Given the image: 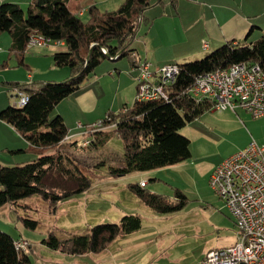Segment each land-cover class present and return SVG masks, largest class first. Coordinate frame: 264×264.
<instances>
[{
	"label": "trees",
	"instance_id": "1",
	"mask_svg": "<svg viewBox=\"0 0 264 264\" xmlns=\"http://www.w3.org/2000/svg\"><path fill=\"white\" fill-rule=\"evenodd\" d=\"M150 3L151 0H121L116 8L102 10L91 3L86 7L85 19L80 14L83 9L72 7L69 0H30L25 10L15 2L0 3V32L10 34L9 53L17 57V64L23 63L30 36L39 34L63 41L64 49L54 52L52 60L55 66L69 68L68 76L61 81L7 82L25 92L28 100L21 106H5L0 110V118L27 140L25 150L35 156L20 164L0 163V206L36 194L48 203L49 210L55 211L60 199L89 188V177L78 167L73 155L60 149L63 143L77 147L80 137L66 141L67 127L60 115L50 117V111L62 98L84 85L103 59L132 54V42L141 21H149L144 18L143 10ZM237 62L258 64L264 73V31L251 43L227 40L200 59L177 62L175 79L163 84L167 98H135L117 110H108L101 118V126L92 127L91 140L84 145L97 148L111 133L116 134L122 141L125 158V167L114 170L118 173L181 162L191 153L190 140L179 128L209 110L214 103L206 97L195 98L188 89L198 75ZM7 65L8 59L0 63L2 68ZM65 161L73 164V168L62 167ZM128 187L152 209L164 211L173 207L162 194L139 183H129ZM29 222L36 223L35 220ZM140 227V214L132 212L117 222L93 224L84 235L62 241L53 238L50 245L74 254L98 253L119 236ZM17 239L0 230V264H30L24 248L15 246Z\"/></svg>",
	"mask_w": 264,
	"mask_h": 264
},
{
	"label": "rangeland",
	"instance_id": "2",
	"mask_svg": "<svg viewBox=\"0 0 264 264\" xmlns=\"http://www.w3.org/2000/svg\"><path fill=\"white\" fill-rule=\"evenodd\" d=\"M99 1L97 6L101 10L114 9L121 2V0ZM83 2L82 0L81 3ZM18 3L25 10L30 4V0H22ZM161 9V5H158V10ZM168 9H173L171 4H169ZM81 17L83 19L87 17L86 11ZM150 24V21H141L132 47H136L135 45L142 42L146 36L144 32H147ZM0 33V61H2L7 57V53L5 56L2 50L5 49L8 52L10 35L5 31ZM185 33L187 31H183V34ZM169 39L173 41L171 36ZM169 39L168 42L171 41ZM186 39L188 38L186 37ZM163 40L166 41L164 38ZM188 40L191 42L188 45L189 51H193L190 55L188 54L187 58L180 57L181 52L184 51L181 45L167 47L154 45L157 47L156 55L163 56L165 60L171 57L170 60L172 61L181 60L184 62L200 59L211 51V49L202 48L197 50V47L194 50L193 42L190 38ZM149 47H152L150 42ZM63 49V43L28 47L24 51V55L28 54L29 56L31 66L28 70L33 71L34 78L57 79L56 77L62 75L61 78H64L67 72L69 74V68L55 66L52 54L50 55L51 51L56 52ZM44 54L51 58L50 62L46 58H37L45 57ZM11 56L9 59L12 61L14 55L11 54ZM161 63L158 62L157 67L161 66ZM27 72L23 66L0 70V74L11 73L21 76ZM105 91L100 92L103 95ZM15 93L9 87H1L0 103L8 101V104H13ZM12 94L14 96H11ZM104 98L106 100L108 96H104ZM15 105L21 106L17 103ZM106 105L108 104H102V111L107 109L108 106ZM119 105L120 103L115 104V107L117 108ZM236 112H240L242 119L246 120L243 118L245 111L238 109ZM95 113L97 112H93V114ZM231 113L228 110H216L211 107L197 118L186 122L179 128V132L189 138L191 155L176 165H167L145 171L114 172V168H118L120 163H125L121 139L116 134L111 133L104 144L90 149L89 146L83 144L85 138L90 137L91 140L92 132L86 129L77 136L80 137L77 138V147H70L67 143H63L60 149L73 155L78 167L89 177V188L60 199L55 211L49 210L48 203L36 194L20 198L15 203H4L0 206V230L9 233L14 239L21 238L25 242L23 247L19 248H24V252L30 259V264L98 263L97 257L108 255V251L98 253L86 251L74 254L59 248L55 249L50 245V242L53 241V238L62 241L87 234L89 228L96 223L117 222L131 209L140 214L143 230L145 234H149L146 237L149 244L154 239L153 233L156 229L158 235L155 238L161 239L163 242L161 249L163 254H161L160 260L162 264L194 263L199 256H203L206 250L210 248L233 244L236 241V226L233 218L224 206L223 200L216 196L208 183L211 168L236 148L245 145L241 144L240 138L245 126L242 125L243 123L239 121L237 116L236 120ZM56 114V111L52 109L49 116L52 117ZM67 139L70 140L71 137ZM5 157V155H0L1 164H20L32 159L15 163L9 162V156H7L8 158ZM61 166L73 168V164H68L67 161ZM153 176H157L158 179H153ZM56 177L60 178L59 174ZM140 177L148 182L147 188L152 185V189L162 193V196L173 207L164 211L146 207L128 187L129 183H137ZM70 185L71 182H69ZM177 191L179 194L176 193ZM137 209L141 210L136 211ZM30 220H35L36 223L32 225ZM116 242L117 239L109 248L117 249ZM149 244L145 243L141 250L144 251ZM134 255L136 254L130 258ZM163 255L166 258H163ZM127 264H133V262L129 260Z\"/></svg>",
	"mask_w": 264,
	"mask_h": 264
},
{
	"label": "crops",
	"instance_id": "3",
	"mask_svg": "<svg viewBox=\"0 0 264 264\" xmlns=\"http://www.w3.org/2000/svg\"><path fill=\"white\" fill-rule=\"evenodd\" d=\"M20 1L22 0H10L7 2L18 3ZM81 1L69 0V4L72 7L76 6L80 10L83 9L80 13L81 15L84 14L87 5L91 3L97 5L100 2L99 0H83L84 2L81 3ZM0 2H5V0H0ZM169 4L172 5V10L168 9ZM158 5H161L162 7L160 11L158 10ZM145 9L143 10V16L146 20H149L151 24L148 27L147 32H144L146 33V36L142 42L135 45L136 47L133 46L134 51L132 54L130 56L103 59L94 68L93 76L90 77L84 85L73 91V93L71 92V94L62 98L53 107L56 113L61 116L63 123L67 127V138L79 136L85 128L101 119L108 110H117L124 104H130L135 99L136 82L133 78L135 73L133 66L135 62L147 60L151 63V67H157L159 65L158 62H162L160 65L182 62L181 60L172 61L170 60L171 57L165 60L163 59V56L156 55L157 47H154V45L160 47L181 45L183 46L182 48L184 51L181 52L180 57L187 58L193 51H189L190 48L188 45L191 44L188 40L189 38L193 42L192 46L194 50L196 47L197 50L200 48L213 50L227 40H231L233 43L239 41L251 43L259 38L264 31V0H151L150 5ZM183 31H187V33L183 34ZM170 36L173 38V41L172 39H169ZM186 37L188 39H186ZM163 38L166 41L168 39L171 41L166 42ZM149 42L152 45L151 48L149 47ZM2 51L5 56L7 53V57L3 60L8 59V65L3 68L0 67V70L23 66L28 72L25 75L22 74L23 76L11 73L0 74V88L9 87L16 92V88L9 86L7 82L44 80L34 78L33 71L28 70L31 66L28 54H26V56L23 54V63L15 64L17 62V57L14 56L11 61V59H9L12 57L9 53L10 50L8 49L7 52V50L3 49ZM54 52L55 51H51L50 55ZM44 55L45 57L41 56L37 58H46L47 61L50 62L51 58L47 56V54ZM2 61H0V63ZM62 76L56 77L57 79L48 80H63L68 76V72L64 78H61ZM102 90H106L103 95L100 92ZM11 96H14V94ZM104 96H108V98L105 100ZM16 100L17 96L15 93L13 105L16 104ZM8 103V101L1 102L0 110L7 106L5 104ZM119 103L120 105L116 108L115 104ZM102 104H108L106 105L108 107H106L107 109L105 111H102ZM238 109L247 113L243 114V118L246 119L245 121L242 119L240 112H236ZM224 110L231 111V115L235 119L237 116L239 121L243 123L242 125L245 126L244 132L241 133L240 137L241 144L245 145L236 148L234 151L245 147L252 138L257 143L264 144V114L253 117L241 106ZM93 112L97 113L93 114ZM27 145V140L11 125L0 118V155H5V158H8L7 156H9V162L12 161L15 163L33 158L34 153L25 150ZM178 163L172 164V166ZM123 167H125V163H120L118 168H114V170H119ZM153 179H158V177L153 176ZM141 180L145 181V179L140 177L137 183ZM147 185L148 182L145 181V184L142 187L147 188ZM147 189L158 193L152 189V185ZM138 210L141 209H137L136 211ZM133 211L134 209H131L130 212ZM154 231V239L153 241H150L151 243L149 244L146 239L149 234H145L141 219V227L138 230L123 234L116 238L117 249L109 248L112 247V242L110 244L111 246L109 245L104 249V251H108V255L97 257L99 261L94 264H127L129 260L130 262H133V264H145L146 262H148L147 264H162L160 263V260L161 254H163L161 253L163 242H161V239L155 238L158 233L156 232V229H154ZM145 243L149 245L143 251L141 250V247H143ZM133 254L136 255L130 258ZM201 257L202 255L199 256L194 263L189 262L188 264H198V260H200ZM163 258H166L165 255H163Z\"/></svg>",
	"mask_w": 264,
	"mask_h": 264
},
{
	"label": "built area",
	"instance_id": "4",
	"mask_svg": "<svg viewBox=\"0 0 264 264\" xmlns=\"http://www.w3.org/2000/svg\"><path fill=\"white\" fill-rule=\"evenodd\" d=\"M30 41H39L41 46L63 43L30 36L27 47ZM133 68L137 100L167 98L163 84L175 79L176 63L151 67L150 62L142 60L135 62ZM188 91L197 99H212L216 110L241 106L253 117L264 114V73L258 64L237 62L202 73ZM16 96V103L23 105L28 100V95L17 88ZM93 126H101V119L88 127L89 130ZM85 139L83 144L89 142V138ZM208 183L234 219L236 241L208 249L198 264H264V144L252 138L245 147L224 157L212 168ZM139 184L143 186L145 181ZM18 240L19 247H23L25 242Z\"/></svg>",
	"mask_w": 264,
	"mask_h": 264
},
{
	"label": "bare ground",
	"instance_id": "5",
	"mask_svg": "<svg viewBox=\"0 0 264 264\" xmlns=\"http://www.w3.org/2000/svg\"><path fill=\"white\" fill-rule=\"evenodd\" d=\"M31 36L34 37V38H37V40H45L46 38H48V37H45V36H42V35H39V34H32ZM33 45H41V42H39V41H30V46H33ZM17 104L18 105H22L20 103H17ZM14 244H15L16 247H19V240H15Z\"/></svg>",
	"mask_w": 264,
	"mask_h": 264
}]
</instances>
